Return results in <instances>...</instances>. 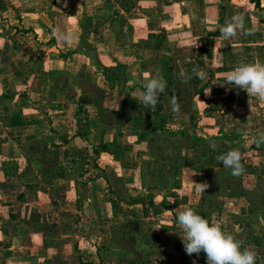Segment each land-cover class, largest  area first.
I'll list each match as a JSON object with an SVG mask.
<instances>
[{"label": "crops", "instance_id": "crops-1", "mask_svg": "<svg viewBox=\"0 0 264 264\" xmlns=\"http://www.w3.org/2000/svg\"><path fill=\"white\" fill-rule=\"evenodd\" d=\"M263 18L264 0H0V264H206L181 248L189 207L264 264V102L222 60L232 24L264 56ZM146 73L166 81L150 109Z\"/></svg>", "mask_w": 264, "mask_h": 264}, {"label": "clouds", "instance_id": "clouds-1", "mask_svg": "<svg viewBox=\"0 0 264 264\" xmlns=\"http://www.w3.org/2000/svg\"><path fill=\"white\" fill-rule=\"evenodd\" d=\"M234 34V28L231 25L223 30L226 38ZM224 85L242 89L248 97H257L264 102V64L257 61L236 66L227 73ZM165 93L166 81L163 77L150 76L146 73L143 90L134 99L144 108L150 109L156 107L160 96ZM171 109L174 113L179 111V104L174 97L171 100ZM251 143L257 146L264 143V133L259 134L258 138L254 137ZM216 158L226 169L231 170L233 176H240L245 172L241 162L242 154L238 149H231ZM195 184L197 191L201 192H205L208 187L207 183ZM175 223L182 233L179 236L187 255H199L203 252L206 264H255L254 250L242 248L241 242L237 241L232 234L223 231L219 223L210 224L191 207L177 212Z\"/></svg>", "mask_w": 264, "mask_h": 264}, {"label": "rangeland", "instance_id": "rangeland-1", "mask_svg": "<svg viewBox=\"0 0 264 264\" xmlns=\"http://www.w3.org/2000/svg\"><path fill=\"white\" fill-rule=\"evenodd\" d=\"M234 23H236V20L234 21ZM232 25L234 26V24H232ZM233 28H234V33L235 34L233 36H231V37H227L226 41L223 44V50H224V54L225 55H224V58L222 60H224V63H227L229 65H233L234 67H236L238 65H241L242 63L243 64H252V63H254L253 62L254 56L252 54H246L245 56H243L242 53H247L248 52V51L243 52L241 50V48L243 47L242 45L244 44L245 41H238V40L241 39L240 29H238L236 26L233 27ZM245 46L248 47V48L251 47V46L249 47L248 45H245ZM260 47L264 48V45L262 44V46H260ZM255 58H256V62L258 61L261 64H264V62H262L264 60V56L263 57H257V55L255 54ZM242 61H244V62H242ZM261 159H264V156H262ZM261 162H262V165L264 167V163H263L264 160H262ZM262 175H264V173H262ZM262 175H261V178L263 179ZM263 181L258 182V178L255 177V182H254L255 189L260 192L261 198H264V197H262V195L264 194V182ZM260 202H261V205H262L261 208L264 209V200H261Z\"/></svg>", "mask_w": 264, "mask_h": 264}, {"label": "trees", "instance_id": "trees-1", "mask_svg": "<svg viewBox=\"0 0 264 264\" xmlns=\"http://www.w3.org/2000/svg\"><path fill=\"white\" fill-rule=\"evenodd\" d=\"M263 20H264V18H263ZM159 120H161V116L159 117L158 120L156 119V120L153 122V124H152V128H153V129H157V128L161 127V126L157 125V121H159ZM146 125H147V124H146ZM145 127H146V126H145ZM104 146H105V145L102 144V145H101V148H104ZM202 217H204V216H202ZM155 238H157V235H152V236L150 237V239H155ZM154 243H155V242H149V244H150L151 246H153ZM181 248H182V250H184V246H181ZM181 248H180V249H181ZM200 255L205 257V255H204L203 252H201ZM201 260L203 261L204 259L202 258ZM198 264H201V263H199V261H198Z\"/></svg>", "mask_w": 264, "mask_h": 264}]
</instances>
